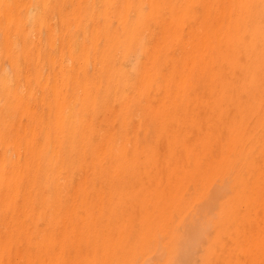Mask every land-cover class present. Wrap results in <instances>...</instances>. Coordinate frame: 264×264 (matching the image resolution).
Returning <instances> with one entry per match:
<instances>
[{
	"label": "bare ground",
	"instance_id": "1",
	"mask_svg": "<svg viewBox=\"0 0 264 264\" xmlns=\"http://www.w3.org/2000/svg\"><path fill=\"white\" fill-rule=\"evenodd\" d=\"M0 264H264V0H0Z\"/></svg>",
	"mask_w": 264,
	"mask_h": 264
},
{
	"label": "rangeland",
	"instance_id": "2",
	"mask_svg": "<svg viewBox=\"0 0 264 264\" xmlns=\"http://www.w3.org/2000/svg\"><path fill=\"white\" fill-rule=\"evenodd\" d=\"M5 58L7 59V57H5ZM5 58H4V59H5ZM6 59H5V60H6ZM5 62H7V61H5ZM7 63H8V62H7Z\"/></svg>",
	"mask_w": 264,
	"mask_h": 264
}]
</instances>
